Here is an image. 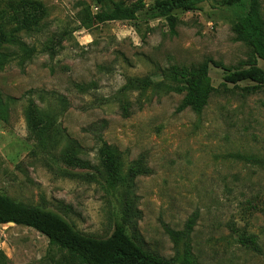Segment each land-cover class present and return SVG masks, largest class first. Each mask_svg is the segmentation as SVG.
Masks as SVG:
<instances>
[{
	"label": "rangeland",
	"instance_id": "rangeland-1",
	"mask_svg": "<svg viewBox=\"0 0 264 264\" xmlns=\"http://www.w3.org/2000/svg\"><path fill=\"white\" fill-rule=\"evenodd\" d=\"M221 1L205 0L199 10H176L170 18L142 12L134 21L86 29L78 18L85 7L80 2L97 12L95 0H0V31H13L40 51L23 69L11 62L0 72V97L7 102L0 117V194L58 212L99 237L109 236L121 217L119 190L61 177L56 159L51 169L50 156L32 153L27 109L34 102L53 123L56 155L71 139L78 156L98 166V144L83 128L104 121V138L126 167L145 157L152 173L135 180L133 196L146 249L180 261L182 242L167 228L182 231L198 212L191 241L199 264H264V86L252 92L245 89L252 83L226 84L223 68L211 65L216 91L201 112L177 111L183 99L177 93L148 94L139 108L133 92L127 98L132 113L125 117L117 95L129 78L157 81L174 64L212 60L243 67L251 49L236 40L235 12ZM64 30L69 34L56 53L43 52ZM77 84L90 91L84 94ZM242 233L257 237L259 251L239 242ZM48 250L40 232L0 225L6 264H40Z\"/></svg>",
	"mask_w": 264,
	"mask_h": 264
},
{
	"label": "trees",
	"instance_id": "trees-1",
	"mask_svg": "<svg viewBox=\"0 0 264 264\" xmlns=\"http://www.w3.org/2000/svg\"><path fill=\"white\" fill-rule=\"evenodd\" d=\"M99 11L93 12L91 6L84 2L78 18L81 27L90 29L96 25L112 21H134L139 13L146 12L151 18H170L176 10H199L205 0H154L148 4L145 0H95ZM221 3L234 10L233 31L236 40L251 49L250 57L243 67L237 69L226 68L207 60L199 65H171L161 73V79L153 76L131 77L118 91L121 97V111L123 116L131 115V102L128 94L136 93L139 108L143 107L148 94H182L183 99L177 111L191 108L201 112L216 91L210 79L211 65L223 68V81L226 84L238 85L252 83L246 87L249 91H256L264 86V0H222ZM30 31V26H23ZM69 34L64 30L62 34L54 36L42 50L54 54ZM10 49L0 52V72L11 62L24 68L40 52L35 46H29L13 32L0 31V48ZM84 94L89 92V86L76 85ZM144 100V101H143ZM0 97V117H4L5 105ZM29 135L35 142V155L49 157L47 165L54 169L52 162L57 161L61 166V177L72 180H84L91 183L106 184V188L119 190L122 193L123 209L119 220L115 221L112 233L107 237L86 234L76 228L63 215L53 210L25 203L11 196L0 194V225H21L32 228L45 235L49 240V250L40 264H199L192 252L191 235L199 217L194 213L186 222L182 231L167 228L168 234L175 240H180L183 246V256L180 261L168 259L144 247L137 229L141 212L137 209V202L133 196L135 180L140 176L152 173L147 166L145 157L141 156L126 167L122 153L118 148L110 145L104 138V121H97L86 128L98 144L100 163L94 166L89 160L83 159L76 153L79 145L69 139V145L58 155L54 141V126L49 116L34 102L27 109ZM54 158V159H52ZM13 223V224H12ZM239 242L248 248L259 251L255 235L240 234ZM7 257L0 251V264H6Z\"/></svg>",
	"mask_w": 264,
	"mask_h": 264
},
{
	"label": "water",
	"instance_id": "water-1",
	"mask_svg": "<svg viewBox=\"0 0 264 264\" xmlns=\"http://www.w3.org/2000/svg\"><path fill=\"white\" fill-rule=\"evenodd\" d=\"M13 224V223H12ZM13 225H15V224H13Z\"/></svg>",
	"mask_w": 264,
	"mask_h": 264
}]
</instances>
